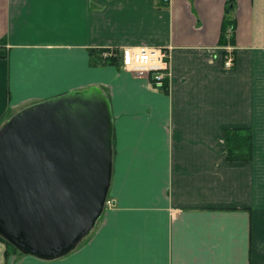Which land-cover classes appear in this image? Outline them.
<instances>
[{
    "label": "crops",
    "instance_id": "obj_1",
    "mask_svg": "<svg viewBox=\"0 0 264 264\" xmlns=\"http://www.w3.org/2000/svg\"><path fill=\"white\" fill-rule=\"evenodd\" d=\"M126 45L168 49V78L101 54ZM91 86L113 111L111 204L59 257L0 238V264H264V0H0V127ZM228 129L250 136L233 159Z\"/></svg>",
    "mask_w": 264,
    "mask_h": 264
},
{
    "label": "water",
    "instance_id": "obj_2",
    "mask_svg": "<svg viewBox=\"0 0 264 264\" xmlns=\"http://www.w3.org/2000/svg\"><path fill=\"white\" fill-rule=\"evenodd\" d=\"M114 117L98 86L35 102L0 127V235L62 256L96 226L113 176Z\"/></svg>",
    "mask_w": 264,
    "mask_h": 264
},
{
    "label": "built area",
    "instance_id": "obj_3",
    "mask_svg": "<svg viewBox=\"0 0 264 264\" xmlns=\"http://www.w3.org/2000/svg\"><path fill=\"white\" fill-rule=\"evenodd\" d=\"M162 1L164 4H168L170 0ZM101 54L104 58L119 54L121 65L126 70L138 76L151 77L156 84H162L163 80L169 76V52L165 48L126 45L117 49H104ZM225 65L229 67L234 65L232 52L226 56Z\"/></svg>",
    "mask_w": 264,
    "mask_h": 264
},
{
    "label": "trees",
    "instance_id": "obj_4",
    "mask_svg": "<svg viewBox=\"0 0 264 264\" xmlns=\"http://www.w3.org/2000/svg\"><path fill=\"white\" fill-rule=\"evenodd\" d=\"M109 58V57H108ZM237 132H239L237 129L232 130L228 129L226 131V136H225V142L228 147V156L230 158H235V146L236 145H242L245 146L244 144L248 143V140L250 139V136H240ZM240 155L243 156V154H248V152H239ZM0 238H2L8 245L11 247L12 250L20 251L17 249L14 245H12L9 241H7L4 237L0 235ZM21 252V251H20Z\"/></svg>",
    "mask_w": 264,
    "mask_h": 264
},
{
    "label": "rangeland",
    "instance_id": "obj_5",
    "mask_svg": "<svg viewBox=\"0 0 264 264\" xmlns=\"http://www.w3.org/2000/svg\"><path fill=\"white\" fill-rule=\"evenodd\" d=\"M108 200H110L111 201V198L108 196ZM111 204V202H107V204H106V206H108V205H110Z\"/></svg>",
    "mask_w": 264,
    "mask_h": 264
}]
</instances>
